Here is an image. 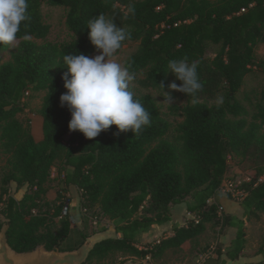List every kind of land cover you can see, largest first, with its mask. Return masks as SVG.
Segmentation results:
<instances>
[{
  "label": "trees",
  "instance_id": "trees-1",
  "mask_svg": "<svg viewBox=\"0 0 264 264\" xmlns=\"http://www.w3.org/2000/svg\"><path fill=\"white\" fill-rule=\"evenodd\" d=\"M44 2L66 7L71 41L62 45L36 41L50 32L43 20ZM28 4L31 20L21 24L11 59L0 64V146L8 155L0 192V215L6 221L0 217V232L7 224L9 246L24 253L39 246L71 251L85 243L89 234L74 228L71 217L63 214L61 193L52 201L47 197L52 169L60 162L59 177L63 175L66 187L81 190V206H98L114 223L116 235L96 242L81 264L115 253L158 260L168 250L198 239L209 223L220 225L221 235L229 227L237 228L230 245L219 243L215 252L221 264L238 259L246 247V221L264 215V90L252 114L237 97L247 74L254 68L264 71V59L256 54L257 45L264 43V0H28ZM101 13L131 33L123 44L140 43L126 61L130 71L146 70L156 89L189 100L175 140L167 138L172 124L151 94H136L151 113V125L138 136L131 131L116 136L115 125L91 140L69 130L71 112L60 105V96L67 92L62 58L81 53L91 57L96 52L86 22ZM8 49L0 43V53ZM184 56L198 64L204 86L194 97L168 87L174 80L181 83L168 71L169 60ZM29 90L46 92L40 110L41 141L18 117ZM221 90L226 91V100L211 104ZM232 153L258 159L254 176L241 186L246 193L240 200L241 217L224 212L215 200ZM12 181L17 188L27 185L20 200L8 195ZM188 197L192 201L187 210L194 218L175 225L170 235L143 244L137 241L139 232L169 221L171 205ZM227 197L233 199L232 194ZM256 264H264V259Z\"/></svg>",
  "mask_w": 264,
  "mask_h": 264
},
{
  "label": "rangeland",
  "instance_id": "rangeland-1",
  "mask_svg": "<svg viewBox=\"0 0 264 264\" xmlns=\"http://www.w3.org/2000/svg\"><path fill=\"white\" fill-rule=\"evenodd\" d=\"M42 14L43 20L50 25V32L44 39H36L39 44L43 43H53L56 45H62L66 42L71 41L74 36L72 32L68 29L66 24L67 9L64 6L50 5L46 2L42 4ZM19 39L16 40L14 48H10L2 53H0V64L2 62L11 59L12 53L17 49L19 45ZM140 43L138 41H128L122 44V47L114 55L113 59L117 60L121 64L125 65L126 61L139 50ZM210 53L213 54L211 51ZM98 54L95 52L92 56ZM256 54L259 60L264 59V43H260L256 47ZM133 89L136 94H151L157 104L160 107L162 115L168 119L172 124V129L168 134L167 138L169 140H175L178 136V131L176 130L179 122L183 120L181 116L182 108L189 103L187 99L174 98L172 103L164 102L165 92H170L168 90H158L151 82L147 79L146 70L136 72V79L133 81ZM264 90V71L260 68H254L245 78L244 85L242 89L237 93V97L241 102L249 109L252 114L256 109L257 103L262 97V92ZM45 91H31L29 90L25 97L22 99V105L24 111L21 112L18 117L24 123L25 126H29L35 138L41 139L44 135L43 124H42V114L41 107L43 102V97ZM171 95V94H170ZM172 96V95H171ZM217 97L222 98L224 102L226 100V91L221 90ZM217 97L209 102L217 103ZM222 102V103H223ZM31 114H40L41 119L37 118L31 119ZM32 121V124L30 123ZM68 140V137L65 139ZM8 155L3 151L0 146V192H1V178L3 173L6 171ZM60 162H57L56 168L60 166ZM258 164V159L253 156H241L232 153L229 157V168L226 180L230 179H241L250 180L255 174V168ZM55 175V174H54ZM223 184V183H222ZM50 186L52 189V195L60 192L63 199L65 200V205L69 206L68 215L71 217L73 224L80 226L87 234L101 233V236L113 235L115 233L113 220L107 216H104L101 209L98 206H93L89 209L83 208L81 206V190L76 189V191L71 190L66 187L58 178L51 176ZM8 195H13L16 198L22 197V191L17 190L13 185L8 187ZM228 193L224 192L222 189L219 191V195L227 196ZM80 197L79 209L77 210V197ZM6 198V196H5ZM235 200H241L238 196H233ZM192 201L191 197L186 198L184 201L175 204V213L173 217L170 215V220L163 224H156L152 226L146 232H139L136 239L139 243L143 244L145 242L152 241L161 235V230L165 227L170 226V230L175 225H182L183 217V207L188 205ZM74 202V203H73ZM3 203H0V208ZM73 208L76 212L73 213ZM64 210V209H63ZM3 221H6L4 215H0ZM58 219V218H56ZM188 220H185L187 223ZM246 244L248 248L243 254L249 255L251 257L261 256L264 257V215L260 219H251L246 221ZM5 225V224H4ZM73 225V226H75ZM207 230L205 233L200 235L198 239L193 241H187L183 247L178 249H170L165 255L158 260L140 259L137 257L129 256L124 253H115L109 257L102 260L94 261L90 264H208L207 260L211 257H216V248L219 246V238L221 235L220 225L209 223L207 225ZM108 230V231H107ZM77 238V235L75 236ZM94 239L89 238L87 244L93 242ZM44 251L43 248L37 249L32 253H20L19 255L13 254L8 251L9 256L13 259L15 257L17 264H21L25 261H39L41 260V254ZM20 262V263H19ZM0 264H6L4 262L3 255H1Z\"/></svg>",
  "mask_w": 264,
  "mask_h": 264
},
{
  "label": "clouds",
  "instance_id": "clouds-1",
  "mask_svg": "<svg viewBox=\"0 0 264 264\" xmlns=\"http://www.w3.org/2000/svg\"><path fill=\"white\" fill-rule=\"evenodd\" d=\"M28 8V0H0V43L9 49L15 47L21 24L31 20ZM128 11L134 15L133 7ZM114 21L115 18L101 13L86 22L89 40L98 54L91 57L82 53L66 54L62 58L67 67L62 77L67 92L60 96V105L67 106L71 112L69 130L79 131L90 140L113 125L118 129L114 135L131 131L134 137L151 125V113L133 89L136 73L130 71V64L125 66L113 59L123 42L131 39V33ZM167 67L181 82L177 84L174 80L168 85L171 90L189 97L203 91L195 61L189 62L184 56L169 60ZM159 85L164 89L163 82ZM172 100L165 92L164 102L172 103ZM222 102V98L217 97V106Z\"/></svg>",
  "mask_w": 264,
  "mask_h": 264
},
{
  "label": "crops",
  "instance_id": "crops-1",
  "mask_svg": "<svg viewBox=\"0 0 264 264\" xmlns=\"http://www.w3.org/2000/svg\"><path fill=\"white\" fill-rule=\"evenodd\" d=\"M32 118H37V120H39V119H41V117H40V114H31V119ZM43 122H44V118H42V124H43ZM30 123L32 124V121H30ZM32 131V130H31ZM33 134V133H32ZM34 136V135H33ZM35 138V137H34ZM44 138V135H43V137L41 138V139H37V138H35L37 141H41L42 139ZM56 166V165H55ZM53 167V169H52V177H57L58 178V181H61V178H63V175L61 176V177H59V172H58V170H59V167L60 166H58V168H56V167ZM55 174V175H54ZM62 182V181H61ZM11 185L13 186H15L16 188H17V183L15 182V181H12L11 182ZM68 188H70L71 190H73V191H76V189H79L78 187H76V186H74V185H71V186H68ZM17 190H19V191H22V197L24 196V194L26 193V191H27V185H25V186H23V187H21V188H17ZM54 189H52V187L50 188V190L48 191V193H47V197H48V199L49 200H54L56 197H57V191H56V194L55 195H52V191H53ZM80 190V189H79ZM21 197V198H22ZM16 198V197H15ZM21 198H17L18 200H20ZM217 202H219L220 204H221V206H222V210L224 211V212H226V213H231V214H235V215H237V216H239V217H241L242 216V213H243V209H242V207H241V204H240V200H235V199H230V198H228L227 196H222V195H218V197L215 199ZM77 207H75L77 210L79 209L78 207H79V202H80V197L78 196L77 197ZM74 203V202H73ZM175 204H172L171 205V216L173 217V215H174V213H175V210H174V208H175V206H174ZM76 209H74L73 208V213H74V211L76 212ZM176 209V208H175ZM195 216L192 214V213H190L188 210H187V205L185 206V207H183V217H182V220L183 221H181L182 222V225L183 224H185V220H191L192 218H194ZM247 223V222H246ZM73 225H75V224H73ZM74 228L75 227H77V228H80V229H82L80 226H78V224L77 225H75V226H73ZM208 227V226H207ZM114 230H115V228H114ZM108 231V230H107ZM236 232H237V228L236 227H229V228H227L226 229V233L225 234H222V235H220V238H219V243H222V244H224V246L225 247H227V246H229L230 245V243H231V241H232V239L235 237V235H236ZM172 233V230H170V226L169 227H165V228H163V230H161V235L160 236H158V238H160L162 235H164V234H167V235H170ZM101 233H96V235L95 236H93L92 234H89V236L87 237V239H89V238H91V239H97V240H99V239H102V238H104V237H110V236H114V235H116V233H114L113 235H107V236H101L100 235ZM155 239H157V238H155ZM154 240V239H153ZM248 248L247 247H245V249H244V251H243V253L247 250ZM216 258H217V255H216V257H211L210 259H208L207 260V262H208V264H212V263H216V264H221L220 262H217L216 261ZM222 259H226V256L225 255H223L222 257H221ZM264 259V257H261V256H257V257H251V256H249V255H246V254H242L238 259H236V260H229V259H227V261H226V264H256V263H258V262H260V261H262Z\"/></svg>",
  "mask_w": 264,
  "mask_h": 264
},
{
  "label": "water",
  "instance_id": "water-1",
  "mask_svg": "<svg viewBox=\"0 0 264 264\" xmlns=\"http://www.w3.org/2000/svg\"><path fill=\"white\" fill-rule=\"evenodd\" d=\"M7 228H8V225L5 224L2 227V230L0 232V239H2V244H1L2 247L0 249L2 250L1 253L3 255L4 262L6 264H15L12 258H10L8 255V248H11V247L9 246L7 242V237H6ZM102 239H99V240L94 239L93 242L90 244H87L88 239H86L83 245L71 251H59V250L48 251L43 246H39L38 248H36L35 250L31 252H24V253H32V252H35L39 248L44 249V251H42V254H41V260L31 262L28 264H81L82 262L86 261L89 251L94 246V244Z\"/></svg>",
  "mask_w": 264,
  "mask_h": 264
},
{
  "label": "built area",
  "instance_id": "built-area-1",
  "mask_svg": "<svg viewBox=\"0 0 264 264\" xmlns=\"http://www.w3.org/2000/svg\"><path fill=\"white\" fill-rule=\"evenodd\" d=\"M227 175L224 179L223 184L221 185V188L224 192L228 194H232V196H239L240 198H243L245 196V191L241 188L242 184L249 180H241V179H230L229 181L226 180ZM69 206H66L63 210V214L66 215L68 213Z\"/></svg>",
  "mask_w": 264,
  "mask_h": 264
},
{
  "label": "bare ground",
  "instance_id": "bare-ground-1",
  "mask_svg": "<svg viewBox=\"0 0 264 264\" xmlns=\"http://www.w3.org/2000/svg\"><path fill=\"white\" fill-rule=\"evenodd\" d=\"M2 239H0V248L2 247ZM1 249H0V260H1V255H2V253H1ZM8 251H11L13 254H15V255H19L20 253H17V252H15V251H13L11 248H8ZM8 255H9V253H8ZM10 258H12L11 256H9ZM16 257V256H15ZM15 257H14V259L12 258V260L15 262V264H17L18 262H16V260H15ZM38 261V260H37ZM32 262H35V261H32ZM20 263V262H19ZM28 263H31L30 261H25V262H22L21 264H28Z\"/></svg>",
  "mask_w": 264,
  "mask_h": 264
}]
</instances>
